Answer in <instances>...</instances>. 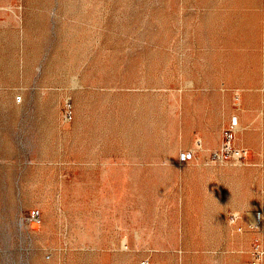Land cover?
I'll return each mask as SVG.
<instances>
[{
  "label": "rangeland",
  "instance_id": "rangeland-1",
  "mask_svg": "<svg viewBox=\"0 0 264 264\" xmlns=\"http://www.w3.org/2000/svg\"><path fill=\"white\" fill-rule=\"evenodd\" d=\"M233 123L246 160L215 163ZM255 240L264 0H0V264H242Z\"/></svg>",
  "mask_w": 264,
  "mask_h": 264
},
{
  "label": "built area",
  "instance_id": "built-area-1",
  "mask_svg": "<svg viewBox=\"0 0 264 264\" xmlns=\"http://www.w3.org/2000/svg\"><path fill=\"white\" fill-rule=\"evenodd\" d=\"M66 118H71V112L67 111L65 114ZM234 133L235 126L234 123L230 124L223 129L222 132V141L220 146L211 152V160L218 164L226 163H243L246 160L247 152L238 148L234 145ZM192 156V151H187L183 154V160H188ZM229 222L236 224L238 219V214L231 212L228 215ZM240 229V228H238ZM251 257L248 261L243 262L242 264H264V241L255 240L251 248ZM140 264H156L151 262L148 259L141 260Z\"/></svg>",
  "mask_w": 264,
  "mask_h": 264
}]
</instances>
